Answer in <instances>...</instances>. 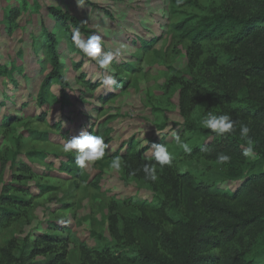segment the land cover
Wrapping results in <instances>:
<instances>
[{"label": "rangeland", "instance_id": "1", "mask_svg": "<svg viewBox=\"0 0 264 264\" xmlns=\"http://www.w3.org/2000/svg\"><path fill=\"white\" fill-rule=\"evenodd\" d=\"M176 1L182 5L170 0H86L78 8L76 0H0V103L3 97L9 99L6 107L0 104V118L6 114L19 118L8 128L0 124V195L21 199V203L4 205L12 207L16 216L0 223V264H90L86 252L117 247L109 230L112 207H118V215H134L138 202L161 199L143 183L125 178L122 169L117 172L110 167L108 155L131 142L146 157L153 155L152 144H164L174 156L171 166L176 173H189L212 188L232 189L235 181L221 166L193 151L185 154L174 139V134L180 136L193 149L201 140L183 126L180 85L205 73L209 81L217 82V67L222 66L227 41L224 36L204 45L201 58L192 66L189 45L174 25L185 18L218 12L225 0ZM51 10L75 23L60 27ZM74 24L83 39L101 36L105 52H115L121 44L128 46L113 61L119 87L109 89L101 84L93 89L105 73L72 44L71 35L77 29ZM45 29L60 44L58 57L69 84L70 105L65 109L56 85L49 90L48 104L40 107L37 103L38 89L50 70ZM107 94V99L98 100ZM60 120L62 131L68 133L64 139L54 137L61 133L55 132ZM88 129H97L109 147L106 158L84 168L87 183L61 173L56 161L33 154L74 158L63 151V145L79 130ZM32 132L54 134L41 140ZM13 152L26 170H19L24 166L17 162L11 167ZM255 153V159L246 158L254 173L264 170V154ZM93 178L94 184H90ZM6 184L9 191L3 193L1 186ZM126 201L130 202L124 205ZM62 222L68 231L57 227ZM171 231L172 226L165 223L163 232ZM43 235L61 240H52L48 246L42 242ZM34 248H39L40 254L33 255ZM217 254L213 250L206 255ZM160 257L168 260L163 251Z\"/></svg>", "mask_w": 264, "mask_h": 264}, {"label": "trees", "instance_id": "2", "mask_svg": "<svg viewBox=\"0 0 264 264\" xmlns=\"http://www.w3.org/2000/svg\"><path fill=\"white\" fill-rule=\"evenodd\" d=\"M170 2L182 5L176 0ZM49 13L60 27L67 28L69 23H75L60 11L51 10ZM73 26L79 28L75 24ZM174 29L189 45L192 66L201 58L204 45L226 37L222 66L217 67V82L209 81L205 73L199 74L190 83H181L179 108L186 120L183 126L194 132L195 136H201V140L193 146V153L210 163H216L218 153L230 155L231 161L219 166L226 171L229 179L235 181L234 185L229 190L220 188V185L212 188L204 181H196L189 173H176L172 166H165L162 171L157 166L158 180L152 182L145 179L142 166L155 163L153 155L143 156L142 152L135 150L137 144L132 142L119 148L108 157L113 159L120 156L126 162L127 166L122 168L124 177L143 183L161 199L138 202L134 215H118V207H112L108 222L117 247L88 251L86 260L90 264H264L261 260L264 257V170L254 173L253 167L242 155L246 144L240 139L239 126L235 133L223 136L201 126L207 112L217 115L227 113L233 120L250 128L249 136L255 143V150L264 154V85L260 84L264 82V0H225L220 11L182 19L174 25ZM45 32L50 70L38 89L37 103L40 107L48 104L49 90L56 85L61 107L65 109L70 105L66 93L69 84L58 57L57 47L60 44L52 32L46 29ZM153 42L150 41L151 45ZM209 65L212 66V63L209 62ZM101 84L91 85L97 89ZM112 96L111 93L110 98ZM108 97L109 94L99 96L98 100ZM6 98L3 97L0 103L5 107L9 102ZM18 120L13 115H2L1 128H8ZM63 126L60 120L55 132L61 133L55 134V138L64 139L68 134L62 131ZM81 132L79 130L78 135ZM86 132L99 135L97 129ZM32 134L47 140L54 133ZM201 146L211 149V152H201ZM16 154L13 152L10 156L11 167L17 162L24 166L19 170H26L25 164L15 159ZM33 154L44 160L56 161L61 173L81 183L88 182V175L84 168L76 165L75 158L44 152ZM132 171H136L134 176L130 175ZM93 182L94 178L90 184ZM7 186H1L3 193L9 191ZM127 202L130 201L123 202L124 205ZM13 203H21V199L0 195V223L16 216L12 207H4ZM165 223L172 226L170 233L163 232ZM60 224L57 225L60 230H69L65 222ZM42 239L48 246H51L52 240H61L53 235H43ZM213 250L219 254L206 255ZM161 251L165 252L168 260L160 257ZM38 253L40 249L34 248L33 255Z\"/></svg>", "mask_w": 264, "mask_h": 264}, {"label": "clouds", "instance_id": "3", "mask_svg": "<svg viewBox=\"0 0 264 264\" xmlns=\"http://www.w3.org/2000/svg\"><path fill=\"white\" fill-rule=\"evenodd\" d=\"M85 0H76L78 8H82ZM72 44L81 52L84 56L90 60L95 61L99 69L105 73L101 81L102 85L111 89L113 86L119 87L116 78L114 77L115 67L113 61L123 54V51L128 47L121 44L120 48L115 52L103 51V39L99 35H90L87 39L81 37L79 29H74L71 35ZM201 126L210 130L216 135L223 136L225 134H233L239 126V136L246 144L242 155L246 158L255 159V143L249 136L250 128L240 123L237 120L227 114H214L213 112H207L205 117L201 120ZM176 145L183 150L185 154H191L193 148L188 142L181 139L180 136L174 134ZM148 144L147 141H145ZM108 144L105 143L104 138L100 135H94L90 132L82 131L80 135L73 136L67 139L63 145V151L74 155L76 165L83 169L89 164L102 160L105 157V151L108 148ZM150 149L152 150L155 163L144 164L142 171L145 174V179L152 182L158 180V167L159 171H162L165 166H171L174 160L173 154L164 144H152ZM200 151L203 153H210L211 149L201 146ZM231 161V156L226 153H218L216 156V163L218 165H226ZM127 166L126 162L121 159L120 156H116L111 160L110 167L117 172L121 171L123 167ZM136 171H132L130 175L134 176Z\"/></svg>", "mask_w": 264, "mask_h": 264}]
</instances>
